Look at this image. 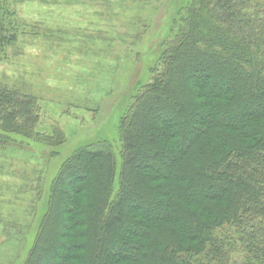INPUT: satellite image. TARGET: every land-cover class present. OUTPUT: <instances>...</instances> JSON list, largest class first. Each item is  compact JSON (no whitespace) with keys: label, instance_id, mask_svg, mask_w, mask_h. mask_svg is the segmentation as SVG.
<instances>
[{"label":"trees","instance_id":"16d2710c","mask_svg":"<svg viewBox=\"0 0 264 264\" xmlns=\"http://www.w3.org/2000/svg\"><path fill=\"white\" fill-rule=\"evenodd\" d=\"M256 7L185 0L174 10L150 79L118 120V162L107 142L69 158L59 196H49L56 210L40 221L24 264H264V16ZM13 17L0 5V52L21 27ZM36 99L0 86V130L29 138Z\"/></svg>","mask_w":264,"mask_h":264},{"label":"rangeland","instance_id":"374dc122","mask_svg":"<svg viewBox=\"0 0 264 264\" xmlns=\"http://www.w3.org/2000/svg\"><path fill=\"white\" fill-rule=\"evenodd\" d=\"M251 2L258 6L252 14L264 16V0ZM184 3H0L21 25L15 42L0 52V86L32 94L39 112L29 138L0 130V264L25 263L40 221L56 210L49 196H59L60 177L68 172L60 170L74 153L107 142L118 162V120L136 86L150 79L159 42ZM192 74L186 73L198 82ZM178 81L175 76L172 84Z\"/></svg>","mask_w":264,"mask_h":264}]
</instances>
